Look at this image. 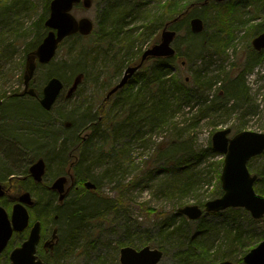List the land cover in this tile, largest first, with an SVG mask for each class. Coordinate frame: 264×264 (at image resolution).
Masks as SVG:
<instances>
[{
    "label": "rangeland",
    "instance_id": "374dc122",
    "mask_svg": "<svg viewBox=\"0 0 264 264\" xmlns=\"http://www.w3.org/2000/svg\"><path fill=\"white\" fill-rule=\"evenodd\" d=\"M5 1L3 4L1 3L0 7V93L3 91L5 93L17 84L22 83L25 58L35 49L31 46L32 39L35 37V24L39 23L41 18H43L41 23L43 24L47 17L46 14H48V9L45 6L50 2V0ZM227 1L221 3V5ZM151 6L144 8L146 15L150 16L155 12V9H152ZM190 7L202 20L203 16L201 15L209 17L216 12L213 7L207 11H201L202 7L199 4L196 6L192 4ZM9 13L11 15H8ZM72 14L76 19L87 17L96 25V2L94 1V5L86 11L81 7H74ZM142 15L143 12H139L131 20L132 22L126 30L138 25L140 21L138 17ZM154 15H157V13H154ZM1 22L6 29L9 28L8 31L1 26ZM229 22L231 36L225 47L216 48L211 53L196 57L197 53L194 49L197 42L210 33L218 34L216 28L211 23L208 25L206 22L209 31L204 30V36L197 35V38L192 42L196 45L192 44L190 65L180 64L177 60H170L171 73L168 77L174 79V81L184 79L189 84L185 88L186 92L189 93V103H180V100L175 98L176 94H168L169 109H167L164 122L160 125H154L150 132H147L146 128H142L139 132L140 136L136 138L133 135H127L126 132L124 133L125 137L120 146L122 152L120 153L119 162V167L121 164L124 172L111 183L103 182L100 178L106 169L103 160L99 157V159L95 158V160L89 162L90 179L97 184L98 193L121 205V207L117 206L114 214L104 219L96 218L92 220L91 225L83 227L73 241L69 237L70 231L63 226L61 232H58L59 240L57 238L56 251L51 258H47V264H97L99 262L119 264V249L127 243L128 234L135 235L136 239L148 243L151 248L162 249L164 255L158 264H181L179 259H176V254H180L179 250L185 251L189 240L197 234L199 235L198 240L204 238L202 240L203 245L211 247L209 254L212 258L219 255L218 247L221 246L223 240V230L225 225L230 223L232 219H229V214L222 215L220 213L214 216L213 214L204 213L200 219L191 221L179 215L177 209L184 205H197L195 199L205 202L213 197L220 196L222 193L219 177L223 155L215 152L212 157L203 156L202 160L197 157L199 152L212 149L211 137L214 132L228 128L230 129L229 137L242 130L264 133V57L255 64L250 72L238 75L241 68L232 70L233 65L235 68L250 53V49H252L251 40L256 36L252 35V32L258 29L260 24L264 25V12L255 15L252 8L246 9L243 5H239ZM175 23L170 24L169 28L171 30H175L172 27ZM161 31L159 30L156 34L157 39H159ZM185 33L186 26H182L172 43L174 48L177 46L178 38L185 39L183 36ZM221 35L224 34L221 33ZM226 36H228V33H225L224 37ZM215 41L217 42L215 45L218 46V38ZM154 42L155 40L152 38V42L149 44H141V40H138L136 44H138V50L141 46L142 54ZM219 43L220 46L224 45L221 39ZM135 52L136 50H133L132 53L135 54ZM77 53L78 45L75 41L69 40L61 43L52 61L47 65L37 67L32 80L36 91H40L41 87L52 76L59 78L64 85V89L52 111L46 116L47 130L55 134L54 137H57V142H52L53 139L49 138L45 140L46 152L44 158L47 164V186H50L53 180L60 175L68 176V174H71L72 176L71 179L68 177L63 190L64 198L62 201L66 204L74 200L77 201L84 194H74L70 191V186H75L78 178H76L74 170L70 173L67 172L69 165L74 160L78 161V149L80 150V147L77 149V145L74 144L75 135L77 133V135L90 134L87 130L88 125H83L87 121L95 119L92 118L95 109L103 105L105 98H107L110 90L107 92L109 87L105 86L116 83L125 70L124 65L118 63L120 70L110 77L113 70L108 65L107 67L104 66L105 62L107 64V58L92 55L86 61L83 71H75L71 65V58ZM144 65H150V61ZM199 66L204 69L207 68L208 77H213L211 78V88L203 84L202 89H195L191 84L193 70ZM189 67H193V69H189ZM239 76V82L243 84L244 92L236 99L232 95H226L224 91L227 92L228 90L223 84L226 81L228 82L226 78L234 80ZM75 79L76 87L72 94L68 96L69 88ZM86 79L91 84L83 83ZM137 80H139V77L135 75L130 80V87L135 85ZM137 86L134 88H137ZM128 89H130L129 86L123 90L124 94ZM116 98L117 96L113 98L112 102L106 104L103 112L98 113V117L106 116L105 118L101 117L100 121L103 120L104 123L113 121L112 117L116 114H112L110 110ZM222 101H226V103L222 104ZM145 102L149 103V99L147 98ZM31 104L24 103L21 106L27 107ZM206 107L211 108L205 109ZM85 108L87 109L85 110ZM203 111L207 116L199 117ZM29 115H37V113L32 112ZM92 143H94L93 139ZM98 143L99 148L97 145V149H93V155H98L100 150L109 151L111 148L109 147L111 144L103 147L100 142ZM171 146L183 149L187 157L184 158L180 155L181 152L179 153ZM57 153L59 155L63 154V159L60 160L61 163L58 165L55 164V159L58 157ZM177 156L190 165L188 172L192 173L191 178L193 180V191L189 193V196L181 198L169 196L163 189L165 183L176 180L178 175H174L172 178V173L168 172L166 168L156 171L157 166L162 165V163L173 162L172 164H174L178 162V158L177 160L174 159ZM90 160H92V157H90ZM100 162L101 164H98ZM247 166L250 173L256 175L257 170L264 166V152L249 161ZM68 188L69 192L65 193ZM82 191L87 192L84 189ZM57 194L59 197L60 194ZM88 195H91V193ZM57 206H59L57 196L52 202H47L46 225L48 232L51 228L58 231L52 221L55 219H52V213ZM252 220L258 221L242 208L234 216L233 224L238 230L258 231L262 223L254 224ZM170 222L171 226L167 229L164 228ZM230 224H228V228H230ZM176 227L180 228L183 233L182 237L177 238L170 235L161 239L159 232L161 228L171 234ZM55 237L57 236L55 235ZM132 242L138 244L133 240ZM58 244H60L59 249ZM65 245L70 248L68 250L63 249ZM133 248L140 249L142 247ZM240 258L238 257L236 262H233L242 264V262H238ZM216 262H219V260L217 259L213 263Z\"/></svg>",
    "mask_w": 264,
    "mask_h": 264
},
{
    "label": "trees",
    "instance_id": "16d2710c",
    "mask_svg": "<svg viewBox=\"0 0 264 264\" xmlns=\"http://www.w3.org/2000/svg\"><path fill=\"white\" fill-rule=\"evenodd\" d=\"M96 2V14H95V22L96 28L88 37H81L79 35H73L68 37L65 42L75 39L78 42V53L71 58V65L75 71H83L86 66V61L90 59L92 55L102 56L103 58H107V64L105 62L104 66H110L113 70L112 77L115 75L119 69L118 63L123 64L124 67L132 65L133 62L137 63L139 61V57L141 54V46H139V50L137 48L136 42L141 40V44H146L155 40L154 43L157 42V33L161 30L164 25L167 23L174 21L177 19L172 27L175 29L176 34L180 30L182 26H186V33L184 36L185 39H177L176 47H175V56L172 59H155L150 61V65L144 66L140 71H138L135 75L139 77L141 80H145L143 82V87L150 93L149 103L146 104V96L144 97H136L138 93L141 91H129L121 93L124 95L120 96L117 100L112 104V109L114 110L117 107L116 112L121 111V119L116 121L118 124L117 128H114L115 122L107 121L105 124V128L108 127V134H111L110 137L103 138L99 141L102 146L108 145L107 141L110 138H113V135L124 134L126 132L127 135L137 136L142 128H146L147 132L152 130L154 125H160V123L164 122L166 119L168 106V94L174 95L175 98L180 100V103H185V96L189 95L186 92V85L189 84L185 82L184 79L178 80L176 82L171 83V89L167 92L164 91L166 78L171 73V68L169 67V62L178 61L180 64L190 65L189 59L192 55V46L194 45L193 40L197 38V35H193L189 31L188 21L193 16L196 15L195 11L192 10L190 6L197 4L202 7L201 11H207L210 8H215L216 12L211 14L209 17L203 16L204 21V30L209 31L207 28V24L211 23L218 34L210 33L207 37H203L204 33L199 36L203 37L200 41L197 42V46H195L194 51L197 53L196 57H201L205 53H211L216 48L225 47L229 41L230 33V18L233 16L235 11H237L239 5H243L246 9L253 10V14H261L264 12V0H228L225 4H217L214 0H94ZM246 1V2H244ZM6 2L5 0H0L3 4ZM204 2L207 4L204 5ZM49 4V3H48ZM48 4L45 6L48 9ZM152 5L151 8L155 9L154 13L157 15L151 14L146 15L145 7ZM145 11H144V10ZM46 10V9H45ZM258 11V12H257ZM139 12H143L141 17H138L140 20L139 24L134 26L132 29L126 30L127 26L131 24V20H133ZM46 13V12H45ZM8 15H11L10 13ZM47 15V14H46ZM1 16V14H0ZM134 16V17H133ZM191 16V17H190ZM14 17V14H13ZM190 17V18H189ZM3 18V16H2ZM4 19V18H3ZM41 18L39 23L35 24V37H33L31 46L35 48L36 45L42 40L47 29L44 27ZM129 19V20H128ZM173 22V23H174ZM1 26L4 27L5 30H9V28H5L1 22ZM262 28L264 29V25L260 24L258 29L253 30L252 35H257L262 32ZM221 33L224 35L222 36ZM225 33H228V36H225ZM230 33V35H229ZM178 36V35H177ZM218 38V46L215 40ZM220 39L223 41L224 45L220 46ZM193 44V45H192ZM140 45V44H139ZM183 46V47H182ZM133 50H136L135 54L132 53ZM264 57V52H255L250 49V53L240 61L238 65L234 68L232 66V70H237L241 68V72L238 75L244 72H250L255 64L259 62ZM136 61V62H135ZM193 67H189V69ZM204 73V74H203ZM208 69H204L202 66L197 67L193 70V75L191 77V84L195 89H202L203 84L207 85L209 88L212 87L211 78L207 75ZM109 77V78H110ZM112 79V78H111ZM228 79V84H223L226 86L227 92L226 95H232L234 98L238 99V96H241L244 92L243 84L239 82L240 76L234 80ZM174 80V79H171ZM105 82V80H104ZM83 83L91 84L88 82V79L83 81ZM103 83V82H102ZM113 83V81H112ZM131 82L123 88L125 89L130 85ZM93 84H95L93 82ZM105 84V83H103ZM177 84V85H176ZM176 85V86H175ZM112 84H109L105 87H111ZM230 87V88H229ZM182 88L183 90H180ZM180 90V91H179ZM185 92V93H184ZM140 95V94H139ZM122 97L125 101H122L119 104V99ZM87 108H85L86 110ZM90 109V108H89ZM93 115L92 118H95L91 121H87L83 126H87V130L91 132L89 138L85 140V142L80 146V162L78 164L77 169V177L80 180L83 178L90 179V173L88 171V164L90 161L95 160V158L99 159L98 155H93V149H97L98 142L92 143V139L94 137V133L96 128L99 127L104 121H98L96 116ZM84 116V115H83ZM90 116H92L90 114ZM109 122L112 123V126L109 125ZM142 126V127H141ZM112 143V141H111ZM99 148V145H98ZM171 148H175L178 150L180 155L186 158L185 151L183 149L177 148L176 146H171ZM213 154L215 151L213 149H209ZM161 154V153H160ZM58 157L55 159V164L58 165L60 160L63 159V154H56ZM94 156V157H93ZM179 156V154H178ZM178 156L174 158L177 160ZM92 157V160H90ZM121 157V156H120ZM199 159V154L197 155ZM178 162H165L162 165L157 166L156 171H160L162 168H166L168 172L172 173V178L175 175L174 173H178L180 178H177L175 183L169 186V191L172 192V195L176 198L189 196V193L193 191V180L191 179V174L188 172L190 170V165H188L184 160H180L178 158ZM120 158L118 159L119 165ZM54 164V165H55ZM91 164V163H90ZM96 164V163H92ZM98 164H101L98 163ZM115 165V163H111ZM80 165V166H79ZM109 165V163L107 164ZM55 167V166H53ZM112 169V168H111ZM111 169H107L109 172ZM155 169V167H154ZM106 172V171H105ZM257 180L255 182L254 188L255 190L264 195V166L257 170L256 172ZM173 181V182H174ZM97 186V184H95ZM98 191V187H97ZM97 191L94 192V195H88V193L79 199L71 201L69 203H63L60 206H57L52 213V221L55 223V226L58 229V232H61V228L67 227L68 231H70V240L73 241L78 233L82 230L83 227L89 226L90 222L96 218L104 219L105 217L114 214L117 206L121 207L117 203L112 200H108L105 203L100 202L96 198H100L97 195ZM214 198V197H213ZM212 199V198H211ZM196 203L199 205H203V201H199V199H195ZM241 211V208L235 209H227L223 212H220L222 215L229 214V219H231V224L227 223L224 228L223 234V242L221 246L218 247V256L212 258L209 254L210 246L203 245L202 240H198L199 235L197 234L195 237L191 238L186 245V249L183 253L176 254L177 258L181 262V264H209L215 262V260H230L235 261L238 257H241L238 262L241 263L242 257L244 254L250 250L253 246H255L258 242L264 239V217L261 220L253 221L254 224L262 223L259 227L258 231L253 230H243L236 229L234 226V216H236ZM220 213H213L214 216L219 215ZM84 223V225H83ZM228 224H230V228H228ZM91 225V224H90ZM60 226V227H58ZM92 228V227H91ZM164 228H168L165 226ZM164 228L160 229V236H164L165 238L169 237L170 232H166ZM219 232V230H218ZM66 233V232H63ZM127 246L133 247H144L148 245V243H144L142 240L136 239L135 235L128 234L126 238ZM137 242L135 244L132 242ZM70 241V242H71ZM157 246V245H156ZM60 248V244H58V249ZM70 247L65 245V248L68 250ZM56 251V247H55ZM97 264H105L104 262H99Z\"/></svg>",
    "mask_w": 264,
    "mask_h": 264
},
{
    "label": "water",
    "instance_id": "95a60500",
    "mask_svg": "<svg viewBox=\"0 0 264 264\" xmlns=\"http://www.w3.org/2000/svg\"><path fill=\"white\" fill-rule=\"evenodd\" d=\"M223 2L225 0H216ZM82 3L85 9H89L92 0H51L49 4V15L44 21V25L49 29L36 49L32 51L25 64L24 84L28 85L35 68V58L41 64H47L54 57L58 44L67 36L79 33L86 36L93 30V23L88 18L76 20L70 13L75 4ZM190 30L194 34L203 31V21L199 17H193L189 21ZM175 38V31L169 30L167 25L160 33V40L150 48L146 49L141 56V63L148 57L170 58L174 56L175 50L172 42ZM251 46L256 51L264 50V32L254 37ZM127 67L123 77L118 84L111 89L107 96L122 87L133 73L141 66ZM63 87L62 82L56 78H51L43 89V97L40 101L45 109H50ZM32 90H30L31 93ZM71 92V91H70ZM229 129L218 131L213 135L212 147L219 153L224 154L223 166L220 174L223 194L216 199L205 203L206 212H219L227 208L241 207L250 213L253 219H260L264 216V197L257 194L253 188L256 180L255 175H251L247 168V162L254 156L260 155L264 151V133L243 131L228 139L226 135ZM40 166L38 172H42L43 163L40 161L35 167ZM36 168H32L35 172ZM66 183L65 177L57 178L51 188L56 190L61 202L64 198L63 190ZM86 188L94 187L91 182L85 183ZM0 195H2L0 186ZM29 195L23 196V201L27 202ZM179 213L187 216L190 220L198 219L202 210L197 205H186L178 210ZM27 215L25 210L16 205L12 212L13 228H4L2 222L6 221L5 213L0 208V253L9 240L12 230L18 231L25 224ZM22 222V224H21ZM38 240L37 226L31 232L28 240L19 249L14 250L10 255L12 264H43L35 261V244ZM162 259V252L157 249L145 246L140 250L131 247H123L119 251L120 264H158ZM244 264H264V240L251 249L243 257ZM214 264H233L230 261L216 262Z\"/></svg>",
    "mask_w": 264,
    "mask_h": 264
},
{
    "label": "flooded vegetation",
    "instance_id": "af4514ba",
    "mask_svg": "<svg viewBox=\"0 0 264 264\" xmlns=\"http://www.w3.org/2000/svg\"><path fill=\"white\" fill-rule=\"evenodd\" d=\"M38 66L43 65L37 64L34 69H37ZM33 77L34 75L30 83L25 86L22 75L21 84H17L5 93L4 91L0 93V186L2 191L0 208L6 217V221L2 222V225L4 228L6 226L13 228L12 212L16 205H20L27 215L23 227L18 231L12 230L6 246L0 253V264H12L11 253L28 240L36 226L38 240L35 244V261L47 264V258H51L55 253L57 238L59 240L58 231L51 228L48 232L46 225L48 190L51 196H57L58 201L57 192L50 188L51 184L47 186L46 183L47 164L44 158L47 132L46 116L54 106L49 111L42 107L40 101L45 84L40 91H36L32 84ZM24 103L32 104L27 107L21 106ZM32 112L37 115H29ZM98 118L99 121L100 117ZM77 134L74 144L78 149L90 134ZM78 151V161L74 160L69 165L67 171L69 173L74 170L77 174L80 162V150L78 149ZM40 161L43 163L42 172H38L40 166L35 167ZM32 168H36L35 172H32ZM67 177L71 179L72 176L68 174ZM76 178H78L77 175ZM87 180V178L80 181L77 179L76 185L70 186V191L74 194L80 193V195L83 193V195L87 193L94 195L97 186L95 189L87 190L84 187ZM83 189L87 192H83ZM68 192L69 188L65 190V193ZM25 194L29 195L27 202L22 200Z\"/></svg>",
    "mask_w": 264,
    "mask_h": 264
},
{
    "label": "bare ground",
    "instance_id": "6f19581e",
    "mask_svg": "<svg viewBox=\"0 0 264 264\" xmlns=\"http://www.w3.org/2000/svg\"><path fill=\"white\" fill-rule=\"evenodd\" d=\"M46 29H47V27H46ZM46 33H47V31H46ZM46 33H45V35H46ZM70 41H75L76 42V40L75 39H71ZM77 43V45L79 44L78 42H76ZM253 51H255L254 49H253ZM255 52H257V51H255ZM141 55V54H140ZM123 68H125L124 66H123ZM120 69H118V71H119ZM169 76V75H168ZM52 77H55V76H52ZM103 78H104V76H103ZM227 79V78H226ZM75 81H76V79L72 82V84H71V86H74L75 85ZM145 80H141V79H139V80H137L136 81V84L135 85H133L132 87H130V85H129V88L130 89H128L126 92H129V91H132V92H134V91H137V90H139V91H141L140 93H138L137 94V96L136 97H144L145 98V96H146V99L147 98H149L151 95H150V93L143 87V82H144ZM173 82H176V81H174V80H171L169 77H167L166 78V83H165V89H164V91L165 92H167L169 89H171V83H173ZM168 83H170V84H168ZM128 83H126V84H124L122 87H120L118 90H116V91H114L113 93H111L109 96H107V98L105 99V101H104V103H103V105H101V106H99V108H97V109H95V112L93 113V115H95V114H97L96 116H99L98 115V113H101V112H103L104 111V109L106 108V104H108L109 102H110V100L112 99L113 100V98L114 97H116L117 96V98H116V100L120 97V96H122L123 94L121 93L124 89V87L127 85ZM225 84H228V82L226 81L225 82ZM138 85V86H137ZM177 85V84H176ZM175 85V86H176ZM135 86H137V88H134ZM180 90H183L182 88H180ZM179 90V91H180ZM185 93V92H184ZM126 94V93H125ZM140 94V95H139ZM145 95V96H144ZM124 96V95H123ZM189 95L187 96V99H186V96H185V103L186 104H188L189 103ZM122 101H125L124 100V98L122 99V97L119 99V104H121V102ZM112 102V101H111ZM223 103L222 104H225L226 103V101H222ZM146 104H148V103H146ZM218 104H219V102H218ZM207 108H211V107H206L205 109H207ZM213 109V108H212ZM117 110V107L113 110L112 108H111V110H110V112L113 114V113H115L116 115H114L112 118H113V121L112 122H115V125L113 126L114 128H117L118 127V124L116 123V120L117 121H119L120 119H121V111H118V112H115ZM213 110H215V109H213ZM202 116H207V114L205 113V111H203V113L202 114H200L199 115V117H202ZM102 118H105L106 116H104V115H102L101 116ZM100 117V118H101ZM103 121V120H102ZM105 124H107L106 122L105 123H102L99 127H97L96 128V131H95V133H94V137H93V140L95 141V142H99V141H101L103 138H106L107 136L108 137H110L111 136V134H108V127L107 128H105ZM109 125H111L112 126V123L111 122H109ZM228 129V128H227ZM227 129H223V130H227ZM223 130H218V131H223ZM147 131H149V130H147ZM218 131H216V132H218ZM243 131H247V130H242V131H239V132H237V133H240V132H243ZM76 132V131H75ZM75 132H72V133H75ZM216 132H214L213 133V135L216 133ZM251 132H253V131H251ZM237 133H235L234 135H236ZM257 133H259V132H257ZM90 134H91V132H90ZM229 134H230V129H229V133L226 135V137L228 138V139H231L233 136H231V137H229ZM54 133H52V132H49V131H47L46 132V139L47 138H49V139H53V141L52 142H57V137H54ZM213 135H212V137H211V142H212V138H213ZM137 136H140V133H138L137 134ZM137 136H134L135 138L137 137ZM124 134H122V136L120 135V134H117V135H113V138H110L108 141H110L109 142V144L108 145H110L111 144V146H109V147H111L110 149H109V151H101L100 150V152H99V157L101 158V160H103V162H104V164H105V166H106V169H105V171L106 172H104L102 175H101V180L103 181V182H107V183H111L112 181H114L115 179H117L118 177H119V175L120 174H122L124 171H123V169H122V167H121V164H120V167H119V165L117 166V164H118V159L119 158H121L120 156H121V152H122V149H120V146L122 145L121 143H122V141H123V139H124ZM107 141V142H108ZM111 141H112V143H111ZM106 146V145H105ZM119 150V151H116V150ZM47 151H48V149H47ZM62 153H63V150H62ZM49 154V153H48ZM162 154V153H161ZM212 155H213V153L210 151V150H204V151H201V152H199V160L201 159L202 160V158H203V156H206V157H212ZM120 162V161H119ZM109 163V165H107ZM111 163H115V165H112ZM111 169L109 172H107V169ZM176 176L178 175V173H174ZM178 178H180V176L178 175ZM177 178V179H178ZM192 179V178H191ZM176 181H168L167 183H165L164 185V187H163V189L167 192V194L169 195V196H171L172 195V192H170L168 189H169V186H170V183L171 184H173V183H175ZM137 186V185H136ZM97 195H99L100 196V198H96L97 200H99L100 202H103V203H105L106 201H107V199H103V198H107V197H103L101 194H99L98 193V191H97ZM47 199H48V201L47 202H52V200H54L55 199V196H51V194H50V192L49 193H47ZM173 196V195H172ZM58 202V201H57ZM208 202V200H206L205 202H203V209H205V203H207ZM165 226H167V227H170L171 226V222L168 224V225H165ZM171 235H173L174 237H177V238H180V237H182L183 236V233L181 232V230H180V228L179 227H176L174 230H172V232H171ZM164 236H162L161 235V239H164L163 238ZM224 240H222V244H224V242H223ZM188 244V243H187ZM143 248V247H142ZM153 249H157V250H159L160 252H162V257H163V255H164V252H163V250L162 249H159V248H153ZM179 252L180 253H183L184 251H181V250H179Z\"/></svg>",
    "mask_w": 264,
    "mask_h": 264
}]
</instances>
